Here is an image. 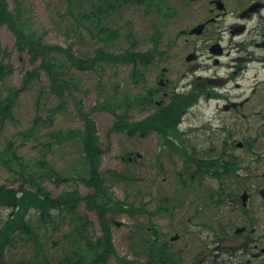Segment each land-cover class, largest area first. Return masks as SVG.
I'll use <instances>...</instances> for the list:
<instances>
[{
    "label": "rangeland",
    "instance_id": "rangeland-1",
    "mask_svg": "<svg viewBox=\"0 0 264 264\" xmlns=\"http://www.w3.org/2000/svg\"><path fill=\"white\" fill-rule=\"evenodd\" d=\"M18 1L8 0L11 11H19ZM72 1L71 11H67L69 3L65 0H20L21 17L27 23L28 34L35 32L43 38V42L71 47L76 56L88 57L104 46L105 41L92 38L90 31L96 30V23L85 20L82 13L91 12L93 15L100 0ZM137 1H116V6L109 8L108 13H102L101 17L116 32V37L106 45L107 49L116 54L129 48L140 53L156 50L152 57L148 56L150 61L145 68L140 61H134L129 64L104 63L96 66L95 70H83L71 66L70 61L64 58L74 76L75 85L65 90L62 101L51 89L48 75L42 71L37 80L20 93L12 108V116L5 119L3 126L0 120V184L16 189L22 183V177L16 173L22 169L14 157L16 153L26 164L23 173L26 176L35 174L52 196L67 190H78L86 196L93 189L81 180L83 175L88 177L83 169L85 154L82 144L77 136L66 137V134L83 129L84 119L80 110L89 113L96 122L99 139L105 149L101 165L107 181L105 184H108V190L116 200L129 202L135 207L131 215L117 212L112 222L115 256L128 259L143 258L144 253L140 252L143 251L141 233L149 240L153 234L151 229H147L149 226L155 225V229L163 234L170 228L174 230L176 224L172 222L170 226V219L161 215L149 220L147 213L157 209L164 196L171 197L179 189L180 159L163 146L162 138L156 131L142 136L136 131L114 129L115 122L121 121L117 120L119 115L126 122L142 120L146 116L148 109L143 106L139 95L147 88L158 85L157 75L164 66L172 68L170 76L173 82L179 81L181 75L177 65L185 50L181 46L184 38L179 39L178 33L184 25L189 26L195 5L190 0ZM182 9L187 12L184 16L180 15ZM100 34L104 36V33ZM155 37H159L158 42ZM17 40L16 33L7 24L0 23V65L10 69L0 79L1 97L9 94L10 89L21 87L26 71L35 66L26 52L17 49ZM166 54L171 57L169 62L162 61L161 57ZM182 82L181 79L180 85ZM124 97L129 100L124 102ZM106 102L117 106L115 113L93 109ZM211 111V104L202 105L200 111L199 106H195L183 119L208 120ZM30 129L31 133L23 134ZM2 158L10 161V168L3 165ZM50 169L57 172L56 177H49ZM108 170H116L122 176L116 179L112 173H107ZM59 178L66 179L57 182ZM204 191H209V188ZM10 208L0 203V225L12 211ZM108 215L111 216L110 213ZM51 216H46L44 221L40 212L32 209L27 217L51 264H57L73 250L86 249L84 241L78 239L74 242L75 236L67 237L74 233L80 217L88 220L87 232L93 240L102 234L98 216L89 209L85 200L78 203L75 211L56 210ZM2 251L0 261L9 264L24 258L34 259L33 263H41L44 259L43 255H36L35 242L18 233L15 234V242L4 246ZM106 263L116 264V258L112 257Z\"/></svg>",
    "mask_w": 264,
    "mask_h": 264
},
{
    "label": "flooded vegetation",
    "instance_id": "flooded-vegetation-1",
    "mask_svg": "<svg viewBox=\"0 0 264 264\" xmlns=\"http://www.w3.org/2000/svg\"><path fill=\"white\" fill-rule=\"evenodd\" d=\"M189 2L195 4L189 26L178 33L185 50L177 65L181 78L173 82L172 68L164 66L158 85L143 91L154 98L144 118L163 110L175 95L194 96L182 109L177 132H155L180 159V187L147 214L149 220L162 215L176 226L164 234L149 226L159 244L144 245L143 258L127 259L146 264H264V0ZM186 13L182 9L180 15ZM161 58L171 60L168 54ZM210 104L208 120L183 119L192 107L200 111ZM131 205L134 211L125 202V207ZM103 209L112 219V230L117 210L108 205Z\"/></svg>",
    "mask_w": 264,
    "mask_h": 264
},
{
    "label": "trees",
    "instance_id": "trees-1",
    "mask_svg": "<svg viewBox=\"0 0 264 264\" xmlns=\"http://www.w3.org/2000/svg\"><path fill=\"white\" fill-rule=\"evenodd\" d=\"M69 5L67 11H71V7L74 2L72 0H65ZM119 0H100L91 12L82 13V17L89 22L96 23V30L90 31L92 38L100 39L104 42V46L95 50V53L88 57L76 56L71 47H64L59 44H49L43 42V38L38 36L35 32L27 33V23L22 19L20 0L18 1V10L13 12L9 9L8 0H0V23L7 24L11 30H13L17 37V49L21 52H26L29 56L30 62L34 68L27 70L22 81V85L19 88H12L5 97L0 96V120L1 126L4 125L5 119L12 116V108L15 104L20 93L28 89L30 84L37 80L42 71L46 72L50 80V87L56 93L58 98L62 101L65 95V90L68 91L74 86V76L69 69L68 63L64 62V58L70 61L71 66L83 70H95L96 66L102 64L112 63H131L134 61H140L144 66H147V60L153 56L154 51L150 49L149 52L140 53L129 48L127 51L116 54L115 52L107 49V44L116 37L115 30L111 29L107 24L103 22L101 17L102 13H108L109 8H114L115 2ZM121 1V0H120ZM130 2V0H122ZM137 1V0H134ZM133 2V1H132ZM138 2V1H137ZM139 3V2H138ZM81 23V22H80ZM91 30V29H89ZM100 33H104L101 36ZM160 37V36H159ZM159 37H155L158 42ZM7 68L0 65V79L4 78ZM138 76H135V78ZM142 99L143 106L146 108L148 105L154 104L153 95H147L141 92L139 95ZM138 98V97H137ZM183 99V100H181ZM129 100L128 97H124V102ZM194 102V96L188 98H180L178 95L173 97L167 104V107L150 117L143 120H136L132 122H126L119 115L116 121L114 129L124 130L127 129L131 132H140L145 134L149 131L159 132H177V122L182 113V109L191 105ZM142 106V107H143ZM61 107V105L59 106ZM93 109H106L113 113L116 112L117 106L114 103L106 102L104 105L99 104ZM84 119L83 129L78 128L72 130L66 134L70 136H77L82 144L84 151V170L87 172V176H82L81 180L85 182L88 187H91L93 191L86 196H82L78 190H67L59 193L57 196H52L50 192L40 183L38 177L35 174H29L26 176L23 171L26 164L21 160L22 157L14 153V157L17 160L18 165H22V169L16 171L21 176L22 183L20 186L10 188L0 184V203L8 206L12 210L0 225V253L4 246H10L15 242V234L24 235L27 240H33L36 244V255H43L44 259L41 263H33L34 259L24 258L21 261H17L15 264H51V261L47 258L43 250V244L39 241L38 234L33 231L30 221L27 219L28 214L32 209L37 210L41 214V218L46 221V216L52 217V212L56 210L75 211L78 203L81 200H85L89 209H94L98 212L99 221L101 223L103 234L97 239H92L87 232L88 220L84 217H80L77 226L73 230V234L67 237L75 236L74 242L77 240L84 241L86 249L73 250L63 258L59 260L57 264H107V259L111 254L117 256L115 246L113 244L111 220L105 215V209L108 205L109 209H116L117 212L125 211L127 213L133 212L132 205L125 207V202L120 200H114L112 192L108 190L107 181L101 171L103 149L99 135L97 132L96 122L90 118L88 112H79ZM38 120V118L36 119ZM30 130L23 132V134L31 133ZM28 132V133H27ZM10 146L12 144H9ZM3 165L10 168V161L2 158ZM49 177L54 178L57 172L50 169ZM107 173H112L115 178L121 177L122 174L116 170H108ZM66 178H59L57 182L64 181ZM28 184L29 186H23ZM115 213V215H116ZM154 235V234H152ZM157 233L148 240L141 233L143 245H157L159 244ZM154 254H158L153 252ZM35 255V254H34ZM118 264H146L145 260L142 261H129L126 257H117Z\"/></svg>",
    "mask_w": 264,
    "mask_h": 264
},
{
    "label": "water",
    "instance_id": "water-1",
    "mask_svg": "<svg viewBox=\"0 0 264 264\" xmlns=\"http://www.w3.org/2000/svg\"><path fill=\"white\" fill-rule=\"evenodd\" d=\"M194 30H192V32H193ZM3 264H5V263H3Z\"/></svg>",
    "mask_w": 264,
    "mask_h": 264
}]
</instances>
